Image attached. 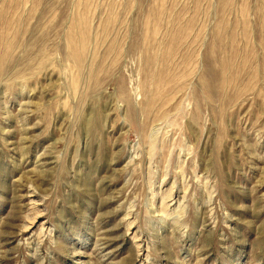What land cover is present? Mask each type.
Masks as SVG:
<instances>
[{
    "label": "rangeland",
    "instance_id": "rangeland-1",
    "mask_svg": "<svg viewBox=\"0 0 264 264\" xmlns=\"http://www.w3.org/2000/svg\"><path fill=\"white\" fill-rule=\"evenodd\" d=\"M0 264H264V0H0Z\"/></svg>",
    "mask_w": 264,
    "mask_h": 264
}]
</instances>
